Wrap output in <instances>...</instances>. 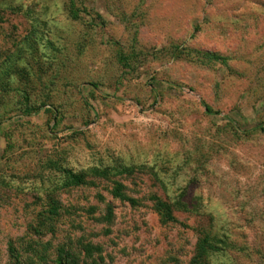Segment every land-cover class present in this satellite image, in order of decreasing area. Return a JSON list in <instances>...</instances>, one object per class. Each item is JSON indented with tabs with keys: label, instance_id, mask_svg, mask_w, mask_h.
<instances>
[{
	"label": "rangeland",
	"instance_id": "374dc122",
	"mask_svg": "<svg viewBox=\"0 0 264 264\" xmlns=\"http://www.w3.org/2000/svg\"><path fill=\"white\" fill-rule=\"evenodd\" d=\"M75 2L77 20L69 0H0V67L19 66L0 87V264H30L51 198L40 241L81 264H192L205 229L223 239L209 264H264V0ZM63 170L86 182L59 190ZM159 201L188 209L164 223Z\"/></svg>",
	"mask_w": 264,
	"mask_h": 264
},
{
	"label": "trees",
	"instance_id": "16d2710c",
	"mask_svg": "<svg viewBox=\"0 0 264 264\" xmlns=\"http://www.w3.org/2000/svg\"><path fill=\"white\" fill-rule=\"evenodd\" d=\"M69 11L73 19L77 20L80 19L82 16V13L87 12V8H79L75 2V0H69ZM99 18L100 16L97 15ZM97 19V18H94ZM29 48H32L34 46V43L28 44ZM180 47H171V54L174 55L176 58H187L192 61H196L202 65H211L215 63H222L226 64L228 59L217 53L212 51H202V50H193V49H184L183 51H179ZM10 61H8L7 64H5L4 69L1 70L0 67V87L6 89L10 85L9 81H5V79H2L1 77L7 76L11 73H14L15 69H17L19 66L16 62V59L11 58ZM129 58L128 55H121L120 61L123 62L125 67H131V65L128 62ZM10 65V69H7V66ZM28 71V70H27ZM93 86H96L93 84ZM206 112L208 114H214L218 112H213L212 108L208 106L207 104H204ZM36 108L32 107H26V114L32 115L34 112H36ZM263 131L264 132V126L254 128L252 131ZM108 170H96L94 173L95 175H106ZM63 182L57 184L59 186V190L63 188H74L79 187L83 185L86 182V175L85 174H76L72 170H63ZM49 207L44 208L42 211H40L37 215L35 223L31 226V233L33 236L38 237V240L32 238L31 236L24 244V251L23 254H31L33 253V257L30 258V264H35L37 259L40 262L48 263L50 259L56 261L57 264H81L80 259L78 258L80 251H75L73 248L59 245L57 248L52 244V242H43L40 241L45 235H51L54 236L58 229V221L62 217V213L60 210V205L57 202V200H54V198L50 199ZM185 206L182 208L176 207L173 203H165L163 201L157 202L155 208L160 213L161 219L164 223H167L168 221L174 220L173 212L174 209H188V205L184 204ZM176 207V208H175ZM186 207V208H185ZM202 236L200 238V241L198 243V247L196 250V256L192 260V264H209L208 259L215 253H218L219 250H224L220 248V243H223V239L219 237V235L212 232V229H205L202 232ZM55 249L56 252V258H51L50 251ZM20 249L16 248V245L13 241L9 243V252L14 258V260L17 263H21V257L18 255L20 253ZM89 252V251H88ZM89 254V253H88ZM89 255H92L91 253ZM103 259V258H101ZM35 261V262H34ZM94 264V263H91Z\"/></svg>",
	"mask_w": 264,
	"mask_h": 264
}]
</instances>
